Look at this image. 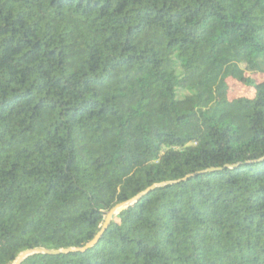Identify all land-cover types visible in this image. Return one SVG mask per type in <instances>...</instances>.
Wrapping results in <instances>:
<instances>
[{
  "label": "trees",
  "instance_id": "1",
  "mask_svg": "<svg viewBox=\"0 0 264 264\" xmlns=\"http://www.w3.org/2000/svg\"><path fill=\"white\" fill-rule=\"evenodd\" d=\"M158 184L21 264H264V0H0V264Z\"/></svg>",
  "mask_w": 264,
  "mask_h": 264
},
{
  "label": "water",
  "instance_id": "2",
  "mask_svg": "<svg viewBox=\"0 0 264 264\" xmlns=\"http://www.w3.org/2000/svg\"><path fill=\"white\" fill-rule=\"evenodd\" d=\"M174 183H176V182H174ZM165 185H167V184L153 185V186L149 187L148 189H146L145 191H143L142 193H140L139 195H137L136 197H134L133 199H131V200L125 202V203L119 204L116 207H114L113 209H111L109 212H107L105 214V218H104V221H103V223H102V225L100 227L99 232L84 247H82V248L64 249V250H57V251H48V250H45V249L28 250V251H25V252L21 253L16 258V260L13 262V264H21L25 259H27L30 256L36 255V254L55 256V255L69 254V253H74V252H85L86 250L91 249L92 247H94L98 243V241L100 240V238L102 237V235L104 234V232L106 231V229L109 227V225L111 224V222L120 213H122L127 208L133 206L140 198H142L143 196L147 195L150 191H152V190H154L156 188L163 187Z\"/></svg>",
  "mask_w": 264,
  "mask_h": 264
},
{
  "label": "rangeland",
  "instance_id": "3",
  "mask_svg": "<svg viewBox=\"0 0 264 264\" xmlns=\"http://www.w3.org/2000/svg\"><path fill=\"white\" fill-rule=\"evenodd\" d=\"M248 76L249 75H246V77ZM252 78L258 83L263 80L261 75H258V74L255 76H252ZM227 83L229 86V97L230 98H237V97L252 98L253 97V90L251 88L241 85L240 83L234 81L231 78L227 80Z\"/></svg>",
  "mask_w": 264,
  "mask_h": 264
}]
</instances>
